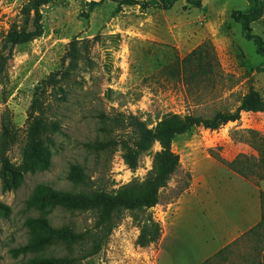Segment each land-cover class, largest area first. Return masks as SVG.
I'll use <instances>...</instances> for the list:
<instances>
[{"label": "rangeland", "instance_id": "374dc122", "mask_svg": "<svg viewBox=\"0 0 264 264\" xmlns=\"http://www.w3.org/2000/svg\"><path fill=\"white\" fill-rule=\"evenodd\" d=\"M33 1L0 0V51L8 32L34 29ZM201 3L178 0L167 10L114 0H51L39 6L41 35L14 46L0 80V264L67 252L59 245L30 246L33 219L77 231L93 227L92 211L33 200L40 183L78 188L67 180L71 164L83 166L89 177L85 189L113 191L150 175L153 156L162 149L158 142L138 156L135 168L122 156L125 144H135L132 116L153 127L168 112L210 116L233 110L250 89L264 99V57L232 17L251 4L262 6L250 24L264 38V0ZM195 49V55H207L203 69L190 60L185 75L162 70ZM36 124L41 133L35 140L49 154L46 165L23 155ZM261 135L259 112L177 135L171 150L179 165L159 188L158 202L146 211L119 212L100 251L83 264H202L222 246L216 239L219 223L241 224L239 236L256 220L259 191L264 192L259 181L264 170H255ZM145 212L160 232L140 246L138 221ZM255 232L207 264H264V223Z\"/></svg>", "mask_w": 264, "mask_h": 264}, {"label": "trees", "instance_id": "16d2710c", "mask_svg": "<svg viewBox=\"0 0 264 264\" xmlns=\"http://www.w3.org/2000/svg\"><path fill=\"white\" fill-rule=\"evenodd\" d=\"M51 0H34L31 8L34 10L32 20L33 28L13 29L8 32L3 39L2 49L0 51V80L3 78L9 59L12 57L13 48L17 44L28 42L42 33L40 23L39 6L50 2ZM120 4H138L143 7L152 6L155 8L169 9L178 0H114ZM188 5L201 7V0H185ZM29 9L26 15L29 14ZM263 12L262 6L251 4L245 10H236L232 13L233 19L241 25V29L246 40L255 45L257 54L264 57V38L252 32L251 22L259 17ZM27 25V23H25ZM193 50L183 59L178 57L162 70H175L185 75V66L190 60L196 62L198 69H203L206 62L205 54L195 53ZM243 112H259L264 121V99L253 89L246 92L239 100L238 105L230 111L215 110L212 115L179 114L168 112L164 114L153 127H148L146 120L131 117L130 126L136 134L135 144L123 146V159L125 163L135 168L138 163V156L149 151L155 142H158L162 149L155 152L153 156V169L150 175L142 182H131L120 186L113 191L103 189H85L89 177L84 168L79 163L70 165L67 173V180L78 188L64 190L54 188L49 184L40 183L39 189L33 195V200L39 204L49 206L50 208H63L66 210L92 211L95 215V222L91 229L77 231L74 228L64 224L54 226L45 218L33 219L35 229H33L30 246L59 245L64 247L67 252L62 255H37L30 259L28 264H83V259L97 254L105 243L107 236L114 226L116 215L123 209L131 211H146L158 202V190L164 186L169 176L179 165V156L171 150V143L177 135L184 134L194 127L206 129H215L219 124L234 122L240 119ZM6 131L7 127L5 126ZM41 133V127L35 125L29 131V140L26 143L23 155L29 159L32 164L46 165L48 163V151L40 147L35 140V136ZM103 149L104 143L99 141ZM85 146L92 148L93 144L85 143ZM258 167L264 170V135L258 137ZM260 198V221L243 235L255 232L264 223V192L259 191ZM2 204L0 203V208ZM139 233L136 242L140 246H145L154 242L160 232L159 223L152 217L151 212H145L144 216L138 221ZM237 242V241H236ZM234 242V244L236 243ZM229 247V246H228ZM224 247L214 254V257H222L223 252L228 248ZM23 249V248H22ZM210 262L207 258L202 264Z\"/></svg>", "mask_w": 264, "mask_h": 264}, {"label": "crops", "instance_id": "0c3cea01", "mask_svg": "<svg viewBox=\"0 0 264 264\" xmlns=\"http://www.w3.org/2000/svg\"><path fill=\"white\" fill-rule=\"evenodd\" d=\"M255 165L257 166L256 169H255L256 172L257 171L259 172V167H258V161L257 160L255 162ZM259 181L261 183L264 182V177L260 178ZM260 209H259V212L257 214L255 222L249 227V229L251 227L255 226L260 221V217H261V210ZM217 227H218V230L216 231L217 232L216 234H217L218 237L216 236V239L218 240L219 244H222L220 249H222L224 247H228V246L234 245V242H236L246 231L249 230L248 229V230L244 231L241 235L238 236L237 233H239V232H237V231H239V230L241 231V229H242V225L239 224V223H237L236 225H225V224L219 223ZM220 249H218L217 251H219ZM216 252H214L212 254V256H209L207 258L213 257Z\"/></svg>", "mask_w": 264, "mask_h": 264}]
</instances>
